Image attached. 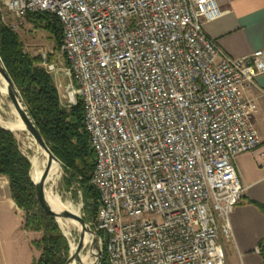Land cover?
Listing matches in <instances>:
<instances>
[{"label": "built area", "instance_id": "obj_1", "mask_svg": "<svg viewBox=\"0 0 264 264\" xmlns=\"http://www.w3.org/2000/svg\"><path fill=\"white\" fill-rule=\"evenodd\" d=\"M29 12L63 29L68 65L45 68L68 78V110L83 105L99 194L89 225L108 235V263L226 264L245 190L237 158L260 145L245 94L264 48L226 55L204 30L223 14L216 0H0L15 32Z\"/></svg>", "mask_w": 264, "mask_h": 264}, {"label": "trees", "instance_id": "obj_2", "mask_svg": "<svg viewBox=\"0 0 264 264\" xmlns=\"http://www.w3.org/2000/svg\"><path fill=\"white\" fill-rule=\"evenodd\" d=\"M25 22L45 28L60 50L63 29L56 16L29 12ZM0 57L47 146L69 174L66 182L71 184L79 178L87 202L88 217L84 219L89 224L96 218L99 194L90 184L95 156L89 137L83 131L82 102L78 100L70 110L62 107L53 77L41 67L40 59L26 53L19 34L6 26L1 16ZM31 168L15 134L0 127V177L7 178L11 198L24 214L23 229L41 234L40 239L32 243L40 255L31 264H66L69 242L56 219L39 205L30 176ZM260 208L264 212V206ZM97 233L103 238V233ZM100 264H109L105 254H102Z\"/></svg>", "mask_w": 264, "mask_h": 264}, {"label": "crops", "instance_id": "obj_3", "mask_svg": "<svg viewBox=\"0 0 264 264\" xmlns=\"http://www.w3.org/2000/svg\"><path fill=\"white\" fill-rule=\"evenodd\" d=\"M216 2L223 14L216 21L206 23L204 30L226 55L243 58L264 48V0ZM245 97L256 103L252 119L259 133L260 145L257 151L237 158V173L245 190L231 215L233 240L226 246V252L230 264H263V256L256 254L255 249L264 241V212L260 208L264 206V164L260 158L264 153V74L257 77L255 86L246 92ZM2 204L24 215L11 198L6 177H0ZM22 233L26 236L25 255L22 262L16 264H31L40 255L32 243L39 240L41 234L24 229ZM0 264H8L1 248Z\"/></svg>", "mask_w": 264, "mask_h": 264}, {"label": "rangeland", "instance_id": "obj_4", "mask_svg": "<svg viewBox=\"0 0 264 264\" xmlns=\"http://www.w3.org/2000/svg\"><path fill=\"white\" fill-rule=\"evenodd\" d=\"M16 33L19 34L26 53L30 54L34 58L40 59V65L43 67V69L46 70L45 62L55 64L60 69L67 66L59 48H56V44L52 38V35L45 28H36L33 25L24 22L23 25L18 30H16ZM51 76L53 77L58 90L61 105L66 110H68L67 102L63 97L64 87L69 83V80L61 73H59L57 76ZM16 138L22 153L26 156L32 154V151L26 147V136L21 134ZM68 175L69 174L67 171L64 169V167H62L61 178L56 191L60 194L64 201H69L76 207H80L79 214L83 218L88 217V212L85 209V204L87 202L84 199L79 178L75 179V181L71 184H68L66 182ZM94 222L95 219H91L90 223L92 224ZM22 224H24V215L18 214L16 211L9 210L6 204L0 205V248L3 249L5 259L8 264H16L18 262L21 263L22 259L24 258L26 249V236L22 233ZM59 227L63 235L67 238L70 246V239L64 234L60 225ZM71 233L74 238L79 240L80 232L77 229H73ZM226 246H228V244ZM90 249V245L87 246L83 254L88 256ZM93 260L94 259L92 257L91 261ZM226 264H230L227 252Z\"/></svg>", "mask_w": 264, "mask_h": 264}, {"label": "water", "instance_id": "obj_5", "mask_svg": "<svg viewBox=\"0 0 264 264\" xmlns=\"http://www.w3.org/2000/svg\"><path fill=\"white\" fill-rule=\"evenodd\" d=\"M0 74L2 77L8 82L9 84V98L13 102L16 111L18 113V118L22 122V124L25 126L26 130L28 133L34 138L36 143L40 148H42L46 153L49 154L46 166L43 170V173L41 175V178L39 179L38 182H34L32 179V170L36 168V163H33V161L27 156L29 159L32 168H31V180L36 188V197L39 202V205L41 208L49 215L53 216L57 223L59 224L58 220H66V221H73L76 222L81 230H80V237L77 242V246L75 249V252H71V247H70V253H69V258L66 262V264H72L73 262H82L81 259V254L84 252L86 249V237H89L91 239L90 243V252L87 258L91 259L93 257L92 264H100L101 256H102V251L100 247V237L97 232H95L91 226L85 221V219L80 215V214H75L69 210H61L59 212H56L51 205L48 202V198L46 195V185L48 183V180L53 173V167H54V162H58L62 168V163L58 160V158L52 153V151L49 149L47 146L44 138L40 134L38 128L36 127L33 119L31 118L29 111L18 91L16 88L14 82L12 81L1 57H0ZM1 127V126H0ZM4 130L10 131L12 133L15 132V129L13 128H4L1 127ZM104 241H108V235L104 234Z\"/></svg>", "mask_w": 264, "mask_h": 264}, {"label": "bare ground", "instance_id": "obj_6", "mask_svg": "<svg viewBox=\"0 0 264 264\" xmlns=\"http://www.w3.org/2000/svg\"><path fill=\"white\" fill-rule=\"evenodd\" d=\"M0 126L4 128L15 129V136L24 134L26 136L27 148L32 151V154L28 157L36 163V168L32 170V179L34 182H38L41 178L43 170L46 166L49 154L38 146L34 138L28 133L25 126L18 118V113L13 102L9 98V84L0 74ZM62 168L58 162H54L53 173L51 174L48 183L46 185V195L51 207L59 212L61 210H69L75 214H79L80 207H76L69 201H64L60 194L56 191L58 183L61 178ZM59 225L61 226L64 234L70 239L71 252L74 253L78 240L72 236L71 231L77 229L81 230L80 226L73 221H66L59 219ZM91 239L86 237V245L89 246ZM82 262H73L72 264H92L91 259L87 258L83 253L81 254Z\"/></svg>", "mask_w": 264, "mask_h": 264}]
</instances>
